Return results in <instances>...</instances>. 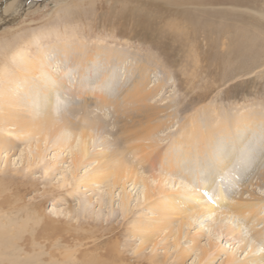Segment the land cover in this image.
Instances as JSON below:
<instances>
[{"label":"rangeland","instance_id":"rangeland-1","mask_svg":"<svg viewBox=\"0 0 264 264\" xmlns=\"http://www.w3.org/2000/svg\"><path fill=\"white\" fill-rule=\"evenodd\" d=\"M153 1L0 0V111L15 103L26 113L22 93L32 87L28 83L46 72L60 81L69 68L66 90L76 87L78 105L75 124L55 141L47 131L26 132L0 121V135L6 136L0 138V264H178L183 249V264H243L264 257L257 234L264 232V18L253 9L244 12L246 6L233 8L228 0L203 6ZM39 30L44 35L37 36ZM62 42L86 43L90 69L102 66L103 51L125 52V64L148 67V88L162 86L153 102L174 104L169 112L176 110L177 117L156 139L143 142L146 152L161 153L154 167L128 145L116 148L112 165L135 169L137 179L115 185L112 177L95 180L99 161L90 157L103 147L93 138L88 154L80 157L81 120L107 111L80 104L84 97L98 99L113 82L95 70L86 73L87 81H77L75 62L51 63L57 54L52 47ZM30 61L38 64L34 73L27 72ZM113 72L115 81L126 78L123 65ZM57 111L53 116L58 119L71 116ZM200 129L208 135H196ZM249 134L255 136L248 148L230 154L235 145L244 146ZM7 136L17 143L12 150L2 145ZM215 159L223 165L234 161L222 188L216 182L227 177ZM190 164L199 168L201 178L216 177L211 194L201 179L190 183L188 175L197 170ZM180 202L189 204L181 216L157 212ZM238 202L255 203L254 212H234L231 207ZM162 219L172 220L171 225L161 226ZM158 227L145 242V234ZM153 255L156 262L150 260Z\"/></svg>","mask_w":264,"mask_h":264},{"label":"bare ground","instance_id":"bare-ground-1","mask_svg":"<svg viewBox=\"0 0 264 264\" xmlns=\"http://www.w3.org/2000/svg\"><path fill=\"white\" fill-rule=\"evenodd\" d=\"M182 1L184 3L196 4L197 6H203V5H214L217 0H182ZM112 2H113V0H112ZM115 2H113V3H115ZM142 2H144V1H142ZM227 2L233 8L246 6V9H248V10H246L243 7L245 9V10H243L244 12H247V11L253 9L256 13L260 14L264 18V0H228ZM173 3H174V1H173ZM177 3H180V2L178 1ZM141 4H143V3H140V5ZM191 6H194V5H190V7ZM185 7H182V8H185ZM8 9H9V7H7L5 10L8 11ZM122 9H123V7H122ZM206 9H208V8H206ZM171 10H173V9H171ZM240 11H242V10H240ZM182 12H184V10ZM193 12L194 11H192V13ZM195 13H196V11H195ZM127 14H128V12H127ZM152 16H151V19H152ZM160 16H161V14H160ZM148 17H146V18H148ZM162 18H160V19L162 20ZM226 24L227 23H225V26H226ZM117 25H118V23H117ZM156 27H157V25H156ZM144 28H146V27H144ZM124 29L125 28H123L122 31H125ZM237 30H239V29L237 28ZM44 31L45 30H43V31L39 30V32H37L36 35L37 36L44 35L43 34ZM56 31H57V29H56ZM140 31H142V30H140ZM130 32H132V31H130ZM237 32H239V31H237ZM45 33H48V31L45 32ZM138 34H139V31H138ZM41 38H43V36ZM236 41L238 42V38H237ZM62 43H63L62 46H60L58 48H56L55 46L52 47V48L55 49L57 54L54 55V59L51 60V63H53L55 65H63L65 63L69 62V61L70 62H75V64H71V65H75V66L78 65V68H80V71L76 74L77 75V81H79L83 77L84 78L82 80H84L85 79V75H86V73H88V71H90V70L94 71L95 70V71L100 72L101 76H107L108 82L109 81L113 82L112 85L110 84L111 86L107 85L106 88L103 91L100 92V95L98 96V99L89 100L88 97H84L83 102L80 104L83 107H87V108H88V106L96 105L99 109H104V110L106 109L107 110V111H104L103 114H101V115L92 116V117L87 115L81 120V129H82L81 130V135H82L81 145L82 146H81V150H80V152H81L80 153V155H81L80 157L83 158V157H85L88 154V152H89L88 145L90 143V140L93 138V139L96 140L97 143L99 142V145H101L103 147V151L102 152L93 153L92 156L90 157L91 159L93 158V159L99 161V163H98L99 166L97 167V169L95 171V174H94L95 176L93 177L95 180L99 179L101 176H104L103 177L104 179L112 177L113 178V185H115V184H117L118 182H120L124 178L132 179V178L135 177V179H137L136 178L137 177V173H136L135 169L126 168L125 166H123L121 164V162H119V165H117L116 167L112 165V161H114V158L116 157V148L119 147L120 145H128L129 151H134L136 153L138 152L140 154V156H139L140 157L139 158L140 161L142 160L145 163L148 162L152 167H154L159 162V159H161V153L158 152V151H156V152H153V151L146 152L144 147H143L145 145V144H143V142H145V141L147 142V141H151L153 139H156L161 134V132L164 131L169 126L170 123H172L174 118L177 117V111L176 110H175L174 113L169 112V109L172 108L174 106V104L166 103V104L158 105V104L153 102V100H152L153 97L156 95V92L158 91V89H160L162 86L158 83V85H154V86H152V88L151 87L148 88V84H147L148 80H149V78H148V76H149L148 75V67L144 63H142L141 61H140L141 63H135L134 64L131 61V62L125 64V61L128 58L126 56L127 54L125 52H123V51H112L110 53V52H107V51H103L102 52V56L104 57V59H103V61L101 63L102 66L100 65V67H99V65H98V67L94 66L95 68L90 69L91 67L89 65V62L87 63V61L88 60L91 61L92 58L90 59L89 58L90 56H88V51L90 50V48L86 45V43H84V44L81 43L79 45L71 44L69 42H67V43L66 42H62ZM238 43H240V42H238ZM190 46H192V45H190ZM183 47H184V45H183ZM239 48H241V47H239ZM46 50H48V49H45L44 53H46ZM18 53H20V52H18ZM15 54H12V56L15 55ZM20 55H21V53H20ZM71 60H73V61H71ZM30 64L32 66H31V68L29 67L27 72L28 73H34V71L36 70V67H37L36 65H38V64H34V61H30ZM122 65L124 66V68L127 71V75L125 74L126 78L124 77L125 79L123 81H120V80L115 81L113 79V77L115 76L113 71L114 70L116 71V68H120V66L122 67ZM6 70H5V72H7ZM23 70H24V68H23ZM70 70H72V69L69 68V69H67V70L65 69L63 71V72H65V74L63 75V77L61 78L60 81H59V78L57 79V78H55V76L53 77V76H51L50 74H48L46 72V73L42 74L43 75L42 78H39L38 80H33L34 82L28 83L29 85L32 84V87L26 88L25 92L22 93L23 98L26 99V101L24 100L23 104H22V105H25L26 108H27L26 109V113L24 112L25 111L24 109L21 110V108L17 107V105L15 103L12 104V105H5L7 107H5L2 111H0V121L4 122L5 124H8V122H11L12 124L17 125L18 127H20V129H22V131H26V132L47 131L49 139H52L54 141L57 140L59 138V136H60V131L61 130L65 129V128H68V127L70 128V127H72L75 124L74 121H75L76 115L78 113V111L74 110V109H76L75 106L78 107V105H75V102H74L75 98H76V95H77L76 91H75L76 87L74 89H73V87L72 88L69 87V91L66 90V88H67L66 87L67 86L66 83H67V81L71 80L69 78V76L71 77V75L69 73ZM2 73H3V71H2ZM72 74L74 75V73H72ZM90 78H92V73H90L89 79ZM26 80H27V78H26ZM72 80H73V78H72ZM129 80H131L132 82H131V84L128 85L127 83L129 82ZM77 81L75 82L76 84L78 83ZM84 81H87V80H84ZM6 86L7 87L4 86V88L6 90H8L9 87H8V85H6ZM115 88L117 90L114 91ZM60 99H61V101H60ZM68 104H69V107H68V110H67L66 105L68 106ZM62 105H65V106L62 107ZM58 107H59L60 111L66 110L67 112H70L71 116H69V117L62 116L59 119L56 118L55 116H53V113H56ZM64 107H66V109H64ZM59 109H58V111H59ZM82 109H84V108H82ZM108 116H110V119H108ZM196 130H195V134L198 135L199 137L200 136L205 137V136L208 135L207 133L203 132L201 129H200V131H196ZM110 135H112L113 138H110ZM253 135L255 136V134H252V136H251V134H249L245 138L244 146H241L243 143H240L239 145H235V147L232 148L233 150L231 149L232 151H230L231 152L230 154H233V156H235V155L241 153V151H238V149L241 148V147H242V151L247 149L249 143L253 142L252 141L254 139ZM2 137H6L5 134L0 135V138H2ZM184 137H185L184 138L185 140L188 139V135H185ZM65 139L66 138H62V141L64 140L63 143H62L63 145H64V143L67 142V141H65ZM250 139H251V141H250ZM4 141L5 142L2 143V145L5 146L8 149H11V150L17 144L13 139L9 138V136H7L6 140H4ZM149 147H152V145H149ZM39 152H38V154H40ZM181 156L182 155H178L177 159L181 160ZM81 158L77 159V160L79 161V160H81ZM230 162H228L226 165L225 164L223 165V164H221V162H219L218 159L214 160V163H216L217 169H219L223 173H226L225 175L227 177L224 180H222V179L221 180H217L216 184H218L220 182L219 183L220 184V188H222L224 182H226L227 179H229L228 176L230 175L231 171L234 168V161L232 160V162L231 163ZM188 167L193 168V167H196V165L191 166V164H190V166H188ZM196 168H197V170L194 171L193 174H191V175L189 174L188 175V179L190 180V183L196 177L198 178L199 182H200V179H201V182H200L201 184L205 185L206 187H207V185H209L207 187L208 188L207 194L208 195L211 194V190L213 189L212 186H213L214 182L216 181V177L212 178V179H211L210 176H207L206 178H201L200 173L198 172L199 168L198 167H196ZM126 172H127V175H126ZM262 174H263V172H262ZM147 189L148 190H147L146 198H149L150 195H151V193H150L151 188H149L147 186ZM178 200H179V198H178ZM88 203L90 204V200H88ZM123 204H124V210L126 211V203H125V201H123ZM86 205H88V204H86ZM188 206H189L188 203L187 204L186 203L185 204L181 203V206H175L174 208L171 206L173 209L171 208L169 210H164V212L159 208V209H157V212L160 213V215L162 217H166V216L177 217V216H181V214H184L185 211L187 209H189V208H187ZM231 209L234 212L239 213V215L240 214H245L246 212L253 213L254 209H255V203H253V202L252 203L238 202V204L236 203V205L233 204ZM31 220H33V219H31ZM163 220H165V219H162V221L160 223L161 226L167 227L168 225H171V221L172 220H169V219H167L166 221H163ZM37 222H38V217H37ZM157 229H159V227L158 228H154L152 231H150V232L145 234V236H144L145 237V242L150 241V239L153 236V234L158 231ZM12 230H14V229H12ZM180 234H181V232L179 231V237H180ZM257 234H258L259 238L264 243V232L263 233L262 232L261 233H257ZM177 235H178V233H177ZM95 246H96V248H99L98 244H95ZM140 246L141 247L139 248V250L142 251L143 249H145V245L144 244L140 245ZM107 254H108L107 252H104V253L101 254V256H106ZM98 255H100V254H98ZM206 255H207L206 250H203V257H205ZM156 256L157 255H153L152 257H150V260L152 262H156V260H157ZM76 257L73 254L72 260H75ZM185 258H186V252L183 249L182 253H181L180 257H179L178 264H183ZM263 259H264L263 256L262 257H256V258L252 259L253 263L248 261V262H245L243 264H255V263L259 264V263H261L260 260H263ZM203 260H204V258H203ZM232 260L233 259H228L227 262L230 263Z\"/></svg>","mask_w":264,"mask_h":264}]
</instances>
